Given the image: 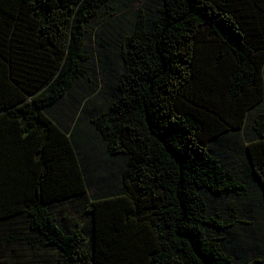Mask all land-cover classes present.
<instances>
[{"label":"trees","instance_id":"1","mask_svg":"<svg viewBox=\"0 0 264 264\" xmlns=\"http://www.w3.org/2000/svg\"><path fill=\"white\" fill-rule=\"evenodd\" d=\"M135 1L0 0V264L239 263L248 222L218 205L264 202V0ZM131 6L118 99L65 130L89 24ZM89 128L123 168L109 196L88 192ZM77 204L88 228L67 222Z\"/></svg>","mask_w":264,"mask_h":264},{"label":"rangeland","instance_id":"2","mask_svg":"<svg viewBox=\"0 0 264 264\" xmlns=\"http://www.w3.org/2000/svg\"><path fill=\"white\" fill-rule=\"evenodd\" d=\"M142 2L143 0H136L134 6L139 7ZM133 12V6H131L123 14V16L129 14L124 18L118 17L116 21V18L104 21L102 15L89 24L84 40V54L87 57L84 62L85 75L53 110L56 120L61 123L65 130L73 131L77 127V123L81 121L82 116L85 115V118H89L118 99V80L121 72L120 43L125 33L129 31L130 14ZM260 111H264V104ZM254 118L255 116L252 114V121L249 122V126L252 125ZM86 133L87 136L84 138L92 142L90 144L93 149L91 151L85 148L81 149L79 155L85 161L88 173H91V177L88 179L92 182L88 192L90 195L109 196V191H113L119 185L120 172L123 168L119 162L105 159L100 140L94 136L92 128H89ZM232 136L237 141L236 145L243 144L245 147L244 132ZM230 154L229 162L226 161L225 164L230 163L236 172H242L243 156L236 157L237 154ZM234 162L237 163V168H235ZM209 195L211 197L209 199L210 205H214L210 206L211 212H213L218 199L216 196ZM258 200L250 196L247 200L249 205L243 208L246 211L243 213L237 208L238 204L241 203L239 197L234 200L229 199L228 202L223 201L224 206L223 203L218 205V212L228 219L248 222V225L239 222L230 231V237L233 241L238 236V240L240 239V243L238 245L235 243L236 246L233 248V251H240L238 264H264V210L262 208L264 202L258 205ZM61 208L66 213L69 224L72 225V221H76L88 228L91 220L83 211L82 206L77 204L73 209L64 208V206ZM10 257L12 258V256Z\"/></svg>","mask_w":264,"mask_h":264},{"label":"clouds","instance_id":"3","mask_svg":"<svg viewBox=\"0 0 264 264\" xmlns=\"http://www.w3.org/2000/svg\"><path fill=\"white\" fill-rule=\"evenodd\" d=\"M234 166H235V168H237L238 167V165H237V163L236 162H234ZM240 172V171H239Z\"/></svg>","mask_w":264,"mask_h":264}]
</instances>
